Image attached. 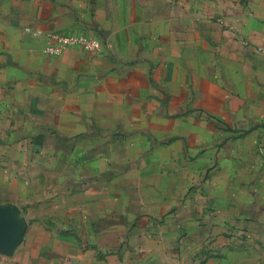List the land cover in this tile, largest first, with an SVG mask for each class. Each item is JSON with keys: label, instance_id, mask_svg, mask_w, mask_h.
<instances>
[{"label": "crops", "instance_id": "obj_1", "mask_svg": "<svg viewBox=\"0 0 264 264\" xmlns=\"http://www.w3.org/2000/svg\"><path fill=\"white\" fill-rule=\"evenodd\" d=\"M0 210V264H264V0H0Z\"/></svg>", "mask_w": 264, "mask_h": 264}, {"label": "built area", "instance_id": "obj_2", "mask_svg": "<svg viewBox=\"0 0 264 264\" xmlns=\"http://www.w3.org/2000/svg\"><path fill=\"white\" fill-rule=\"evenodd\" d=\"M47 36L50 41L45 45L44 53L50 56H60L70 47L80 48L89 53H97L102 49L99 38L84 33L51 32Z\"/></svg>", "mask_w": 264, "mask_h": 264}, {"label": "water", "instance_id": "obj_3", "mask_svg": "<svg viewBox=\"0 0 264 264\" xmlns=\"http://www.w3.org/2000/svg\"><path fill=\"white\" fill-rule=\"evenodd\" d=\"M21 233L18 223L6 218L0 210V252L11 251Z\"/></svg>", "mask_w": 264, "mask_h": 264}]
</instances>
